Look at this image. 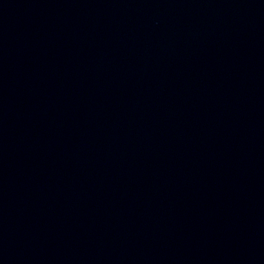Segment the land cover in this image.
<instances>
[{"label": "water", "instance_id": "1", "mask_svg": "<svg viewBox=\"0 0 264 264\" xmlns=\"http://www.w3.org/2000/svg\"><path fill=\"white\" fill-rule=\"evenodd\" d=\"M0 264H264V0H0Z\"/></svg>", "mask_w": 264, "mask_h": 264}]
</instances>
